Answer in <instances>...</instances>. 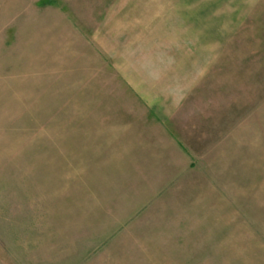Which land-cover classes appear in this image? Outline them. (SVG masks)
Segmentation results:
<instances>
[{
    "label": "rangeland",
    "instance_id": "rangeland-1",
    "mask_svg": "<svg viewBox=\"0 0 264 264\" xmlns=\"http://www.w3.org/2000/svg\"><path fill=\"white\" fill-rule=\"evenodd\" d=\"M56 1L86 34L140 0ZM195 1L222 3L224 19L222 37L195 43L213 71L183 107L182 169L129 152L82 83L88 57L68 58L66 84L21 41L12 50L35 18L28 0H0V264H264V0ZM52 11L35 54L54 50Z\"/></svg>",
    "mask_w": 264,
    "mask_h": 264
},
{
    "label": "crops",
    "instance_id": "crops-1",
    "mask_svg": "<svg viewBox=\"0 0 264 264\" xmlns=\"http://www.w3.org/2000/svg\"><path fill=\"white\" fill-rule=\"evenodd\" d=\"M28 4L29 14H34L35 19L30 20V16L22 21V40L14 34L10 48L15 50L21 41L24 52L32 53L30 60L40 66H52L56 82L64 74L66 84L77 70L75 64L67 65L68 58L88 57L79 71L86 76L82 83L106 99V112H110L106 113V122H118L120 132L126 129L119 134L127 141L132 140L129 152L152 149L153 153L168 155L169 164L177 160L180 168H186L190 161L186 147L190 142L189 139L185 142L189 135H183L182 131L187 128L185 122H193L190 116L182 114L183 107L185 104L192 107L193 103L189 105L186 101L213 71L208 60L213 56L211 51L195 43L205 42L208 35H215L216 40L217 36L222 37V3L140 0L127 6L134 13L120 10L113 15L105 14L98 26L94 25L86 34L67 19L63 5L52 6L47 0H28ZM46 10H53L54 50L49 53L42 49L35 54L32 40L46 31L47 19H43ZM64 29L68 30L65 37ZM85 45L91 49L86 56L79 50ZM68 67L71 70L65 73ZM199 126H191V130ZM115 133L118 136V131Z\"/></svg>",
    "mask_w": 264,
    "mask_h": 264
}]
</instances>
